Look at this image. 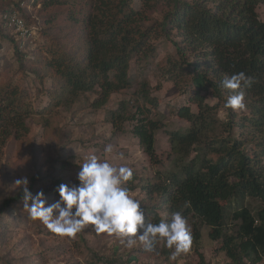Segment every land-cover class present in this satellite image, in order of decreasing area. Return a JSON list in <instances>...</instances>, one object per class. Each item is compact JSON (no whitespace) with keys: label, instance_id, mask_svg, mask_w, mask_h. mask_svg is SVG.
<instances>
[{"label":"trees","instance_id":"16d2710c","mask_svg":"<svg viewBox=\"0 0 264 264\" xmlns=\"http://www.w3.org/2000/svg\"><path fill=\"white\" fill-rule=\"evenodd\" d=\"M138 1L139 8H134L133 0H41L45 9L70 8L68 19L80 32L81 40L73 49L49 48L48 54L45 51L38 58L36 53H44L45 44L39 36L32 48L26 46L27 41L21 43L13 38L21 64L40 60L49 69L45 91L49 101L42 110L32 113L31 102L16 78H0V146L12 129L28 131L25 118L31 113L50 115L55 107L72 104L84 92H94L93 105L101 107L109 95L129 86V62L134 59L146 63L155 57L151 40L161 33L169 37L174 30L179 39L173 42L177 53L182 58L186 53L195 57L193 62L182 63L193 73L192 80L197 81L198 86L188 97L196 111L189 105L170 107L190 125L184 132L168 134L170 151L177 161L175 169L140 185L155 199L143 209L146 223L168 221L175 212L185 218L192 216L199 223L193 224L192 239L199 238L200 226H207L210 239L218 240L215 251L225 254L227 264H264V21L255 10L258 4L264 5V0H215L214 8L203 5L202 0H170V9L161 21L152 23L146 11L154 8L156 0ZM0 3L1 14L9 6L2 0ZM30 3L37 4L36 0ZM15 9L36 36L38 26L34 25L38 22L31 24V10L18 4ZM0 29L10 32L3 21ZM239 72L252 78L250 85L235 90L243 91L249 115L238 122L227 108L224 131L235 127L239 131V137L230 142L215 134V120L208 113L213 107L205 102L199 86L207 87L208 93L225 105L234 93L221 82ZM169 79L177 83L172 75ZM133 95L131 106L129 100H120L116 108L107 111L106 120L112 132L119 134L124 132L125 122L132 123L133 136L154 160L155 134L163 126V114L148 80L142 79ZM134 179L133 173L130 184L125 186L128 191L133 189ZM22 197L23 194L5 198L0 214ZM247 197L261 202L255 214L244 205ZM228 220L235 223L230 232ZM102 262L125 264L114 258Z\"/></svg>","mask_w":264,"mask_h":264},{"label":"rangeland","instance_id":"374dc122","mask_svg":"<svg viewBox=\"0 0 264 264\" xmlns=\"http://www.w3.org/2000/svg\"><path fill=\"white\" fill-rule=\"evenodd\" d=\"M20 1L26 10H31V24L34 25L36 21L38 24L34 26L42 27V30L37 28L34 36L35 40L39 36L45 41L44 53L42 50L36 53L38 58L45 54V51L48 54L49 48L73 49L79 45L81 34L68 19L70 8L52 6L45 9L41 0H36L37 4H31L32 0ZM216 1L202 0V3L214 8ZM154 2V8L146 11L151 23L160 22L162 16L170 9V0ZM132 4L134 8L140 7L138 0H133ZM2 9L0 3V11ZM255 10L258 18L264 21V5L258 4ZM175 40L179 39L174 30L169 37L161 33L156 39H152L156 56L149 58L146 63L131 60L128 71L129 86L113 92L101 107L93 105L94 92H84L78 95L72 104L57 106L53 113L47 115L32 113L42 110L49 101L45 93L49 84V69L45 68L40 60L23 61L21 64L11 32L0 29V78L14 76L32 105L31 115L25 118L28 131L12 129L0 146V204L5 198L23 194L22 186L16 181L25 178L34 196L42 191L47 204L57 201L61 184H79L77 174L91 155H96L102 160L108 159L116 166L131 167L136 179L131 183L133 189L129 190L130 195L141 201L143 209L145 205L155 202L154 198L140 189V185L146 181L154 182L158 177L175 169L174 164L177 161L170 151L168 134L176 130L184 132L190 124L173 113L170 107L189 105L188 97L198 86L197 81L192 80L193 73L188 72L189 68H184L182 63L183 60L193 62L195 57L186 53L182 58L173 45ZM179 64H182L181 70ZM168 69L171 70L170 73L167 72ZM169 75H172L177 83L171 81ZM142 79L149 81L151 94L158 100V107L163 114V126L155 134L154 160L146 155L133 136L132 123L125 122L124 132L119 134L112 132L111 124L106 120L107 111L116 108L120 100H129L130 106L133 104V92ZM199 88L205 102L213 107L208 113L211 119L215 120L212 124L215 134L230 142L238 138L237 127L232 131H224L227 121L225 105L213 98L204 85ZM189 106L196 111L194 105ZM232 112L238 122L249 115L247 107ZM109 147L111 152H106ZM246 147L251 148L249 145ZM262 159L264 167V158ZM126 184H130L129 181L124 186ZM24 203L22 198L0 214V264H104L102 261L110 258L121 260L125 264L228 262L223 252L215 251L218 240L210 239L209 228L204 225L199 227V238L196 241L192 239L190 251L171 259L174 249L166 247L164 241H160L153 252L145 251L138 240L134 247L129 248L120 238L108 233H97L91 225L86 226L75 238L55 234L38 219H32ZM244 205L255 214L261 202L256 198L247 197ZM186 219L192 235L193 224L198 226L199 223L192 216ZM228 224L227 229L230 232L235 223L228 220Z\"/></svg>","mask_w":264,"mask_h":264},{"label":"clouds","instance_id":"9594fccd","mask_svg":"<svg viewBox=\"0 0 264 264\" xmlns=\"http://www.w3.org/2000/svg\"><path fill=\"white\" fill-rule=\"evenodd\" d=\"M17 23L23 28L22 21ZM251 82L252 78L244 72L225 77L222 86L234 93L228 96L225 107L244 110V93L235 90ZM106 152H111V148ZM132 178L131 167L116 166L108 159L91 155L77 174L79 184H61L59 199L51 204H47L42 191L35 196L31 193L26 178L16 182L22 186L24 207L30 217L38 219L55 234L75 238L91 225L97 233L120 238L129 248L134 247L138 240L145 251L153 252L160 241H164L166 247L174 249L171 259L188 253L192 235L187 219L180 212H175L168 221L146 223L141 201L130 195L124 186Z\"/></svg>","mask_w":264,"mask_h":264},{"label":"built area","instance_id":"2783aa9c","mask_svg":"<svg viewBox=\"0 0 264 264\" xmlns=\"http://www.w3.org/2000/svg\"><path fill=\"white\" fill-rule=\"evenodd\" d=\"M8 4L9 9L0 14V21L4 22L5 28H7L13 38L21 43L26 42V46L34 47L35 37L32 35L31 30L24 24L22 19L19 17L15 6L18 4L20 7L23 2L20 0H2ZM18 21L23 22V28L18 26Z\"/></svg>","mask_w":264,"mask_h":264}]
</instances>
